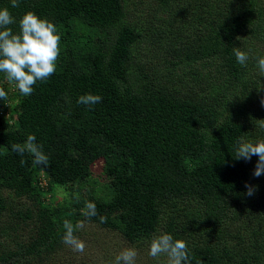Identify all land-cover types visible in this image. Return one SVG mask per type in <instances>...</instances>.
<instances>
[{"label":"trees","instance_id":"trees-1","mask_svg":"<svg viewBox=\"0 0 264 264\" xmlns=\"http://www.w3.org/2000/svg\"><path fill=\"white\" fill-rule=\"evenodd\" d=\"M177 1H151L172 23L160 24L145 60H136L130 52L142 34L127 19L123 0H19L17 8L0 0L17 21L14 33L32 11L61 38L55 73L30 96L0 73V85L19 98L16 111L8 110L13 122L0 117V189L29 204L9 213L15 240L0 250V264H46L61 247L66 219L116 231L128 243L149 245L153 235L167 232L186 242L191 264H264V208L252 220L264 207V175L255 183L253 156L248 184L256 188L248 196L242 186L248 161L235 159L239 141L264 140V106L244 108L239 101L243 92L252 102L246 88L253 80L245 72L264 56V0H194L195 23L186 17L190 0ZM181 21L191 29L178 26ZM235 48L246 50L245 66ZM88 93L101 102L78 104ZM28 134L49 157L46 168L35 166L47 176L49 192L79 186L91 165L102 162L111 197L92 201L97 216L85 217L79 204L68 203L64 212L42 204L32 156L11 149ZM6 203L0 193V213ZM169 204L172 211L162 215Z\"/></svg>","mask_w":264,"mask_h":264},{"label":"clouds","instance_id":"clouds-1","mask_svg":"<svg viewBox=\"0 0 264 264\" xmlns=\"http://www.w3.org/2000/svg\"><path fill=\"white\" fill-rule=\"evenodd\" d=\"M13 8L19 7V0H11ZM17 21L7 8L0 9V73L5 74L8 81L14 82L19 92L27 97L34 91V85L40 81L49 79L56 71V61L60 55V35L56 26L47 18H41L32 11L25 12L18 21V32H13L10 27ZM236 61L245 66L249 57L244 51L234 49ZM257 67L264 76V56L255 57ZM7 92L0 87V100L7 98ZM102 97L91 93L78 97L77 103L89 106L101 102ZM264 106V98L261 99ZM264 128V122L259 125ZM34 134H28L23 143L11 145L13 152L23 157L26 153L32 156V165L47 167L49 157L43 151V146L36 143ZM253 156L258 160L252 175L260 177L264 175V140L256 142L239 141L235 149V159L250 161ZM21 165L25 160L21 159ZM246 194L252 196L256 186L245 183ZM83 215L95 217L98 215L95 203L85 202ZM105 216L99 217L100 223H106ZM84 227L83 221L73 223L64 220L63 243L73 251L83 253L86 244L75 233ZM148 255L162 264L161 258H165L163 264H191V257L184 240L174 239L167 233L161 232L153 235L150 240ZM138 253L134 248H125L115 257L114 264H136Z\"/></svg>","mask_w":264,"mask_h":264},{"label":"rangeland","instance_id":"rangeland-1","mask_svg":"<svg viewBox=\"0 0 264 264\" xmlns=\"http://www.w3.org/2000/svg\"><path fill=\"white\" fill-rule=\"evenodd\" d=\"M151 1L152 0H123V7L127 12V19L129 20L131 26L142 34V37L137 43L134 44V46H132L130 52L133 54V57L136 60H145L143 56H146L149 49L154 45L152 38L157 37L160 24L165 21L172 20L171 16L158 11V9H156V4ZM183 1L185 0H178L176 3L177 6L181 3L185 4ZM194 3V0L189 1V7L186 15V17L194 18L193 23L199 21V17L196 16L198 9L194 8ZM171 5V13L173 14V3ZM150 8H152V10H150ZM205 16L206 15L203 12L202 17ZM168 23L172 22H165L162 27H168ZM177 24L178 26H181V28L186 27V23L184 21L178 22ZM186 28L191 29V23L189 21H187ZM245 51L246 50H244V52ZM245 75L249 76V78L252 77L251 79L253 82H255V84L250 82V85L246 88V91L249 94V98L252 102L248 103V97H244L243 92L239 97V101L244 108L246 105L251 109L258 108L261 106V99L264 98V76L261 75L257 64L255 63L252 67H247ZM189 80L191 81L190 78ZM9 88L11 90H7L6 92L8 94L7 96L10 97H8L6 102H4L6 105L11 99V102L7 104V108L9 111H12L11 108L13 107L15 112L17 109V100H19V98L14 94L13 88L10 86ZM206 89L209 90L208 87H206ZM260 89L262 91L261 93ZM256 90L258 92L257 98L256 96L250 97ZM13 114L15 116V113ZM1 119L5 123H12L14 117H1ZM4 151L5 150L0 143V153H3ZM189 165L190 162L187 166ZM192 165L193 164L191 163V166ZM251 165L252 159L248 161L246 175L242 180L243 187H245V183L248 184ZM29 169L31 174L34 172L36 175V185L38 182L47 180V176L41 170H38L34 166H31ZM257 178L258 177L253 176L255 183ZM48 187L49 186H47L45 189H41L40 193H38V196L43 205L48 206L49 208H57L60 210V212H64L68 203L71 205L79 204L80 210L82 211L85 207L86 201L92 202L98 199L106 201L109 199V197H111V191L106 183V175L102 169V162L99 160L91 165L88 177L79 186H73L71 187V190L69 185L53 186L51 192L48 191ZM77 189L79 190L77 191ZM0 193L2 198L7 202L6 209L0 213V229L4 231L2 234H0V250H5L7 248H13L12 241L15 240L13 235L10 234L12 226L10 221L11 215H9L10 211L23 210L24 208L28 207L29 204L26 199L13 198V196L6 190L0 189ZM87 196L90 197L87 198ZM172 206L173 204H169L168 206L161 208L162 211L160 213L162 215L167 214L168 212L172 211ZM263 208V206L257 208V212L254 213L255 217H252L253 221H255V218L259 217V210H262ZM29 233V231L25 230L22 231V233L20 232L18 235L23 241L25 240L26 236L29 235ZM75 235L80 240L85 242L86 248L84 252H75L62 242L61 247L51 256L50 260H48L46 264H114L115 257L125 248H134L137 251L138 256L136 264H156V261L148 255L149 245L145 244V242L128 243L122 239L120 235L116 233V231L100 228L94 223L84 222V227L78 230ZM164 259L165 258L163 257L161 258L162 264Z\"/></svg>","mask_w":264,"mask_h":264},{"label":"built area","instance_id":"built-area-1","mask_svg":"<svg viewBox=\"0 0 264 264\" xmlns=\"http://www.w3.org/2000/svg\"><path fill=\"white\" fill-rule=\"evenodd\" d=\"M0 87L4 88L5 86H1ZM5 91H7L8 89L5 87L4 88ZM9 103V102H8ZM7 103V104H8ZM7 104L5 106H1V110H0V117H5V118H10L12 117V115L9 113L8 108H7ZM46 181L44 180L42 182H38L37 185L41 188V189H45L46 188Z\"/></svg>","mask_w":264,"mask_h":264}]
</instances>
